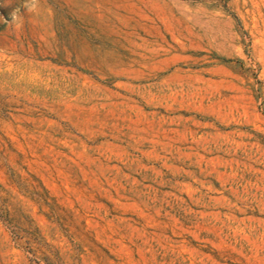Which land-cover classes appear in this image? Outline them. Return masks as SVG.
I'll return each mask as SVG.
<instances>
[{"label": "rangeland", "instance_id": "obj_1", "mask_svg": "<svg viewBox=\"0 0 264 264\" xmlns=\"http://www.w3.org/2000/svg\"><path fill=\"white\" fill-rule=\"evenodd\" d=\"M0 264H264V0H0Z\"/></svg>", "mask_w": 264, "mask_h": 264}]
</instances>
